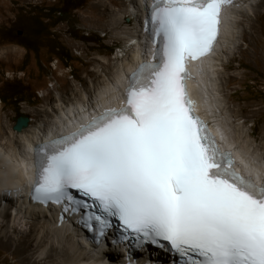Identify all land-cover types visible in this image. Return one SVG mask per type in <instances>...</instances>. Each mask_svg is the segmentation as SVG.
<instances>
[{
  "label": "snow or ice",
  "instance_id": "1",
  "mask_svg": "<svg viewBox=\"0 0 264 264\" xmlns=\"http://www.w3.org/2000/svg\"><path fill=\"white\" fill-rule=\"evenodd\" d=\"M232 6L233 0L142 5L150 58L126 75L122 92L105 94L117 106H100L98 98L86 122L30 144V201L57 206L60 223L86 229L94 246L117 229V242L166 247L174 264H264V157L234 143L223 148L227 133L218 127L217 140L187 87L190 62L213 52ZM91 105L89 98L81 111ZM26 125L19 118L17 130ZM11 164L5 157L6 181Z\"/></svg>",
  "mask_w": 264,
  "mask_h": 264
},
{
  "label": "bare ground",
  "instance_id": "2",
  "mask_svg": "<svg viewBox=\"0 0 264 264\" xmlns=\"http://www.w3.org/2000/svg\"><path fill=\"white\" fill-rule=\"evenodd\" d=\"M127 3L128 6L130 5L133 26L124 22L128 13ZM263 3L264 0H250L245 8L243 5L241 9V6L233 7L228 16L225 34L221 36L222 44L215 48L212 54L213 59L206 63L200 76V84L194 89L197 96L204 99L207 119H211L216 130L219 127L227 133L229 141L223 143L227 146L225 148L231 147L234 143L241 152L251 151L252 155L259 157H264V144L254 145L256 141L250 140L253 131H244L243 125L236 123L238 119L242 120V115L239 113L242 109H236L232 97L234 98L235 94L233 83L237 79H243L238 70L245 66L244 61L253 58L259 63H264L262 50L258 51L259 47L253 44L254 41H258L259 37L257 19ZM142 5V0H101L95 3L93 9H98L106 20L100 27L105 33V38L114 39L115 44H121L118 51L119 57L91 58L89 62L92 67L87 71L90 78L87 87L81 92L74 91L71 97L58 98L55 100L57 104L51 107L48 98L47 105L50 111L42 109L32 111L33 118L28 127L21 132L12 133V136L8 135L4 142V145L9 148L8 151L3 149L1 141L9 126L7 125L4 129L0 127V234L7 238L5 235L7 229H14L15 232L22 222L29 221L30 226L25 234L30 238L33 251L39 258L44 259L42 256H46L45 259H48L53 256L52 252H55V255L57 253V257L61 258L60 264H126L117 259V253L115 255L109 251L100 253L99 250L90 252V249L82 245L81 233L72 226L73 224L60 223V212L56 210L42 209L39 205L26 201L23 188L26 186L24 175H27L29 168L27 148L30 144L49 139V132L53 129L55 133H61L62 130H67V127L77 125L80 118H88L94 113L93 108L97 107L98 98H103L99 99L100 106L109 105L105 94L115 97L118 93L113 89L119 88L120 90L122 79L133 68L131 64L136 65L141 60H147L146 51L149 52V48L139 33L141 30L140 16L143 13L138 10ZM114 6L120 10L114 9ZM238 13H242L244 18L236 22L238 20L233 19ZM238 28L239 31L236 32ZM132 41H138V43ZM242 43H245L247 48H242ZM250 48H253L252 54L249 53ZM89 98L92 101L91 107H87L86 111H81L88 105ZM261 138L264 140V131L261 133ZM240 139H244L242 144L239 142ZM5 157L12 161L11 170H13V177L7 181L2 171ZM16 183L20 184L14 186ZM6 189L11 190L10 195L2 193ZM8 217L10 220L6 221ZM142 260L147 259L142 258Z\"/></svg>",
  "mask_w": 264,
  "mask_h": 264
},
{
  "label": "rangeland",
  "instance_id": "3",
  "mask_svg": "<svg viewBox=\"0 0 264 264\" xmlns=\"http://www.w3.org/2000/svg\"><path fill=\"white\" fill-rule=\"evenodd\" d=\"M98 1L101 0H80L81 6L72 10L76 0H0V97L5 99L0 100V127L4 129L9 126L1 141L5 151L9 148L4 142L9 134L12 136L16 132L14 126L18 118H28L29 124L33 118L32 111H50L49 106L56 105L55 100L58 98L71 97L74 91H83L90 81L87 71L92 67L89 62L91 58L119 57L121 44L105 38V33L100 29L106 20L98 9H93ZM247 2L243 0L244 8L249 4ZM126 6L128 13L124 22L133 26L130 5L127 3ZM113 8L119 9L117 6ZM55 11H63L64 14H55ZM238 14L234 15L233 20H238L236 22L244 18L242 13ZM32 16L40 20V24L34 23V26L43 28L42 35L34 45L22 46L3 36L4 29L9 28L16 17L30 19ZM257 30L258 41L253 44L264 54V5L259 9ZM242 48H247V45L242 43ZM252 52L253 48H250L249 53ZM60 55L67 57L68 62L65 58L61 59ZM244 63L245 66L238 70L243 79L233 83L235 94L232 102L237 110L242 109L239 112L242 120L238 119L236 123L243 125L244 131H253L250 140L256 141L254 145H263L264 63L253 58ZM18 92H21V99L25 100L19 105L8 100L9 96ZM239 142L242 144L244 139ZM5 220L9 221L10 218ZM29 226L26 220L15 232L14 229H7V238L0 234V264H60L61 258L55 252L48 259L35 254L30 238L25 234ZM117 259L121 258L118 256Z\"/></svg>",
  "mask_w": 264,
  "mask_h": 264
},
{
  "label": "flooded vegetation",
  "instance_id": "4",
  "mask_svg": "<svg viewBox=\"0 0 264 264\" xmlns=\"http://www.w3.org/2000/svg\"><path fill=\"white\" fill-rule=\"evenodd\" d=\"M32 12L31 14H33ZM27 14V13H26ZM25 17H16L12 25L4 29L3 36L7 39H11L22 46L34 45L37 39L42 35L43 28L34 26V23L40 24V20L37 17H30V19H24Z\"/></svg>",
  "mask_w": 264,
  "mask_h": 264
},
{
  "label": "trees",
  "instance_id": "5",
  "mask_svg": "<svg viewBox=\"0 0 264 264\" xmlns=\"http://www.w3.org/2000/svg\"><path fill=\"white\" fill-rule=\"evenodd\" d=\"M77 1V3H76V5L74 6V8H71L72 10H76L78 7H80L81 5L79 4V2H80V0H76ZM55 14H64V12L63 11H60V12H54ZM86 40V39H85ZM93 42V41H92ZM98 41H96L95 43H97ZM58 52H60L59 51V49H58ZM60 58L62 59V58H65L64 60H66V62H68V59H67V57H65V56H63V55H60ZM21 94V92H18V93H14L13 95H11V96H9V98H8V100L9 101H14L15 103H17L18 105L20 104V103H22V102H24L25 100H23V99H21V97L19 96ZM0 100L1 101H4L5 99L1 96L0 97Z\"/></svg>",
  "mask_w": 264,
  "mask_h": 264
},
{
  "label": "water",
  "instance_id": "6",
  "mask_svg": "<svg viewBox=\"0 0 264 264\" xmlns=\"http://www.w3.org/2000/svg\"><path fill=\"white\" fill-rule=\"evenodd\" d=\"M20 118H21V117H20ZM23 118H24V117H23ZM18 119H19V118H18ZM26 120H27V125H26L25 128L28 127V122H29V121H28V118H26ZM17 121H18V120H17ZM25 128H24V129H25ZM14 130H15L16 132H21V131H18V130H17V122H16V125L14 126Z\"/></svg>",
  "mask_w": 264,
  "mask_h": 264
}]
</instances>
